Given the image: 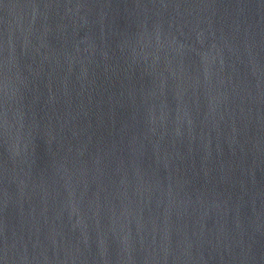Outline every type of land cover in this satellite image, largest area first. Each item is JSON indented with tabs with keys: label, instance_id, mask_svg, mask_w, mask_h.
Here are the masks:
<instances>
[{
	"label": "water",
	"instance_id": "95a60500",
	"mask_svg": "<svg viewBox=\"0 0 264 264\" xmlns=\"http://www.w3.org/2000/svg\"><path fill=\"white\" fill-rule=\"evenodd\" d=\"M0 264H264V0H0Z\"/></svg>",
	"mask_w": 264,
	"mask_h": 264
}]
</instances>
